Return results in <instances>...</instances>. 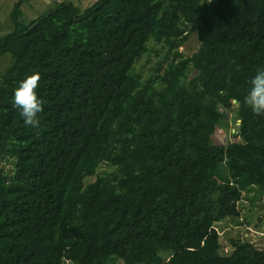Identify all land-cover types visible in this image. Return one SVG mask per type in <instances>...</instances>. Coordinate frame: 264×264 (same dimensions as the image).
I'll return each instance as SVG.
<instances>
[{
    "label": "trees",
    "instance_id": "1",
    "mask_svg": "<svg viewBox=\"0 0 264 264\" xmlns=\"http://www.w3.org/2000/svg\"><path fill=\"white\" fill-rule=\"evenodd\" d=\"M22 2L0 38V264H264L250 239L221 253L215 227L264 189V117L243 103L264 68V0L58 1L30 22ZM189 31L200 47L184 56ZM150 42L173 56L143 77ZM33 72L38 131L12 103ZM219 105L241 140L211 142Z\"/></svg>",
    "mask_w": 264,
    "mask_h": 264
},
{
    "label": "rangeland",
    "instance_id": "2",
    "mask_svg": "<svg viewBox=\"0 0 264 264\" xmlns=\"http://www.w3.org/2000/svg\"><path fill=\"white\" fill-rule=\"evenodd\" d=\"M18 1L0 0V38L13 29L11 11ZM58 1L72 2L80 10H84L97 0H23L20 5L22 18L26 22H30L53 8ZM199 47L200 41L196 31H189L187 38L179 46V51L183 52L184 56H191ZM172 56L171 53L166 51V47L162 43L150 42V51L137 60L135 70L141 73L143 77L161 74ZM9 62L8 55L0 57V72L5 71L9 66ZM194 73L193 70L189 71L188 77H193ZM219 110L222 113V118L220 123L217 124L215 132L211 135V142L226 145L234 140H241V138H236L234 135V130L237 129L239 122L233 116V111L222 105H219ZM6 164L8 167L11 165L9 162H6ZM223 169H226L225 166ZM112 170H114L112 165L107 162L102 163L95 175L86 177L85 185L94 182L98 175L104 174L105 171ZM237 205L240 210L239 217H227L215 224L220 233L221 253L223 254L232 252L231 243L234 239H250L257 246H264V189L252 186L243 191V196ZM66 264L72 263L68 262Z\"/></svg>",
    "mask_w": 264,
    "mask_h": 264
},
{
    "label": "clouds",
    "instance_id": "3",
    "mask_svg": "<svg viewBox=\"0 0 264 264\" xmlns=\"http://www.w3.org/2000/svg\"><path fill=\"white\" fill-rule=\"evenodd\" d=\"M211 3L212 0H207ZM41 76L38 72L26 74L18 81L13 90V107L19 110L25 126L39 130V114L44 110V102L38 96ZM249 88L243 97V103L255 116L264 117V68H260L249 80Z\"/></svg>",
    "mask_w": 264,
    "mask_h": 264
}]
</instances>
